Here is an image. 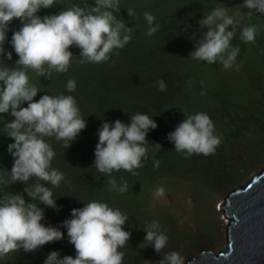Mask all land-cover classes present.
Masks as SVG:
<instances>
[{
  "label": "rangeland",
  "instance_id": "1",
  "mask_svg": "<svg viewBox=\"0 0 264 264\" xmlns=\"http://www.w3.org/2000/svg\"><path fill=\"white\" fill-rule=\"evenodd\" d=\"M57 2L51 8L41 9L38 15L56 14L72 4L91 6L94 0ZM120 2L135 12L131 18L127 9L117 14V18L133 30L128 48L114 50L107 62L81 64L77 57L80 49L73 46L70 48L74 55L70 66L72 72H54L51 79L31 72L30 81L40 89L46 85L47 94L74 96L87 121L86 128L68 149L63 147V141L50 140L55 151L53 168L65 175L69 167L65 162L78 159L80 145L86 146L85 137L97 135V129L105 120L120 119L128 123L130 115L136 113L152 116L157 123V128L147 135V158L137 175L123 170L113 173L118 183L121 180L128 183L123 194L108 190L106 181L109 177L99 176L95 171L84 178L81 170L75 169L70 180L65 177L68 183L61 182L59 187L52 188L59 210L40 205L45 212L42 223L60 227L63 220L71 218L73 208H81L84 202L95 200L129 215L124 227L131 237L128 245L121 249L125 253L123 264H156L159 261L160 255L151 246L141 248L145 235L142 227L153 220L167 230L168 246L163 251H178L184 264L198 258L203 251L220 253L227 247L230 225L225 211L221 210L222 205L231 190L245 185L264 168V15L256 12L248 15L247 9L240 10L242 25L257 27L256 42L241 41L237 29L231 45L240 48L236 59L240 68L239 71L235 66L225 70L219 62L209 64L188 57L194 45L189 36L197 32V22L205 12L217 6H227L230 11H235L243 0ZM156 2L160 6L156 8L158 16L154 10H149ZM144 12L151 13L155 20L160 19L159 30L152 36L146 34L148 25L141 17ZM135 49L139 50L142 60H133ZM81 75L83 78L79 79ZM69 79L76 82L74 92L66 90ZM159 79L166 84L164 91L158 90ZM46 93L40 95L38 92L34 99L38 100ZM182 110L188 115L203 112L211 118L215 134L220 138L214 153L186 158L174 149L167 135L185 118ZM11 142L0 133V166H8L7 170L13 164L7 151ZM97 142L90 140V148L95 149ZM157 142L161 149L154 151L151 143ZM154 160L160 161L159 167L153 166ZM79 161L74 168L89 164L85 156ZM19 185L20 182H15L9 187ZM9 187L7 191H11ZM161 188L163 195L156 196ZM25 199L30 200L28 196ZM60 230L64 232L62 240L48 243L34 252L20 250L23 259L20 264H30L33 260L37 262L35 264H43L47 254L54 250L60 251L61 256L74 257L75 248L69 242L66 228ZM17 262L12 260L10 264Z\"/></svg>",
  "mask_w": 264,
  "mask_h": 264
},
{
  "label": "clouds",
  "instance_id": "2",
  "mask_svg": "<svg viewBox=\"0 0 264 264\" xmlns=\"http://www.w3.org/2000/svg\"><path fill=\"white\" fill-rule=\"evenodd\" d=\"M57 3V0H0V61L12 60V51L5 49L6 42L18 57L13 67L0 65V117H3L0 133L13 141L7 146L13 158L12 167L0 169V189L5 190L0 192V260H7L20 250L34 252L62 240L64 232L60 229L66 228L75 256H61L60 251L54 250L47 254L43 264H123L125 253L121 249L128 245L131 233L124 227L129 215L119 209L105 202L83 201L84 206L73 208L71 218L63 220L60 227L42 223L45 212L40 205L59 210L52 188L59 187L61 182L68 183L64 174L52 167L55 151L49 141L53 138L63 141V147L68 149L86 128L87 121L72 95L46 93L35 100L42 89L30 81L28 73L51 79L54 72H67L74 56L70 51L73 46L80 49L77 57L81 64L107 62L114 50L123 49L130 42L133 31L117 18L120 0H94L91 6L72 4L56 14L38 15L41 9ZM241 9H247L248 15L252 12L264 15V0H243L235 11L217 6L205 12L197 22V32L189 36L194 45L188 57L209 64L219 62L225 70L235 66L239 71L236 59L240 48L233 47L231 41L239 29L241 41L255 44L258 31L256 26L242 25ZM127 11L130 18L135 16L133 9ZM143 15L148 25L146 34L152 36L160 26L154 24L151 13ZM14 19L20 21L21 27L12 30L9 41L7 33ZM76 87L74 79L67 81L68 92H74ZM157 87L160 91L166 89L163 79L157 81ZM183 113L185 118L167 135L174 149L186 158L214 153L220 138L208 114ZM5 115L12 119H5ZM151 117L131 114L128 123L105 120L97 129L92 165L109 177L106 184L110 192L123 194L128 189L127 181L118 183L113 173L123 170L137 175V170L143 167L149 150L147 135L157 128ZM151 145L154 151L161 149L158 142ZM159 165V160L153 161L154 167ZM15 182L25 185L23 192L30 200L21 193L7 191ZM163 191L158 189L155 195L161 196ZM142 228L145 235L141 248L151 246L160 255L156 264H184L178 251H163L169 237L158 221L146 223Z\"/></svg>",
  "mask_w": 264,
  "mask_h": 264
},
{
  "label": "water",
  "instance_id": "3",
  "mask_svg": "<svg viewBox=\"0 0 264 264\" xmlns=\"http://www.w3.org/2000/svg\"><path fill=\"white\" fill-rule=\"evenodd\" d=\"M221 210L230 220L226 249L203 251L185 264H264V168L231 190Z\"/></svg>",
  "mask_w": 264,
  "mask_h": 264
},
{
  "label": "trees",
  "instance_id": "4",
  "mask_svg": "<svg viewBox=\"0 0 264 264\" xmlns=\"http://www.w3.org/2000/svg\"><path fill=\"white\" fill-rule=\"evenodd\" d=\"M70 1H73V0H70ZM131 4V3H130ZM159 3H157L156 2V4L153 6V7H149V10H154V12L156 13V15L158 16V13H157V9L156 8H160V6L158 5ZM120 7H121V11H120V13L119 14H121L125 9H127L128 7H126V5L125 4H123V3H121L120 2ZM124 7V8H123ZM142 18H144L143 16H141ZM156 24L157 23H159L160 22V19H159V17H158V19L157 20H155L154 21ZM21 27V25H20V21L19 20H13L12 21V23H11V26H10V30L8 31V33H7V36H8V40L10 41V39H11V36H12V30H18L19 28ZM125 48H128L127 47V45L123 48V49H125ZM5 49H8L9 51H13V49H12V47H11V45H10V43H8V42H6L5 43ZM138 52H139V50H137V49H135V55H134V57H133V60H142V56H139L138 55ZM13 54H12V60L11 61H8V60H6V58H5V62L4 61H0V65H2V66H7V67H13V64H14V62H15V60L16 59H18V57H17V55L15 54V52L13 51L12 52ZM71 70V68L69 67V69H68V72ZM71 72H72V70H71ZM70 72V73H71ZM32 75V73H31V71H30V73H29V77ZM83 78V75H81L80 76V78L79 79H82ZM160 80V79H159ZM46 93V85H45V87L42 89V91H40L39 93H40V95H41V93ZM48 94H49V92H48ZM25 106H27L26 104H25ZM0 119H1V117H0ZM2 119H3V117H2ZM5 119H8V120H10V117L9 116H7V115H5ZM85 139H86V146H84V145H80V147H81V152H80V154H78L77 155V158L78 159H74L75 161H72V158L70 159L71 161H68V162H65V164H69L68 166L69 167H67L66 168V170H67V173L64 175L66 178L68 177L69 178V180H70V175L72 174V173H75V169H79V170H81L80 171V173L84 176V178L85 177H88V176H90L91 174H93V173H95V171H96V169H95V167H94V165H92L93 164V161H94V150L95 149H93V148H90V145H89V141L90 140H95V141H98V135H95L94 137H90V136H87V138L85 137ZM50 142V141H49ZM89 146V147H88ZM82 154V155H81ZM81 156H85V158L87 159V161L89 162V164H81V165H83V166H78V167H80V168H78V167H76V168H74L73 166H76V164H78L77 162H80L79 161V159L81 158ZM87 161H83V162H87ZM3 168H5V169H8V166H0V169H3ZM97 173H99V172H97ZM99 176H103L102 174H100L99 173ZM24 187H25V185L23 184V183H21L20 182V185L17 187V188H15V187H9L10 188V190H11V192H14V193H21V194H23L24 195V197H26L27 196V194L26 193H24L23 192V189H24ZM2 191H5L4 189H0V192H2ZM20 253H21V251H19L18 253H13V254H10V256H9V258L7 259V261L5 262V264H10L11 263V261L13 260V261H18L16 264H20L22 261H23V259H22V257H21V255H20ZM2 261H5V260H0V264H2ZM35 264V263H37L35 260H33V261H30V264Z\"/></svg>",
  "mask_w": 264,
  "mask_h": 264
},
{
  "label": "bare ground",
  "instance_id": "5",
  "mask_svg": "<svg viewBox=\"0 0 264 264\" xmlns=\"http://www.w3.org/2000/svg\"><path fill=\"white\" fill-rule=\"evenodd\" d=\"M227 238H228V236H227Z\"/></svg>",
  "mask_w": 264,
  "mask_h": 264
}]
</instances>
